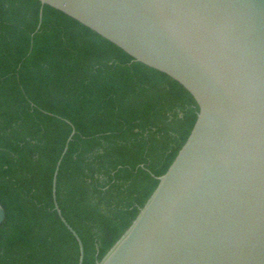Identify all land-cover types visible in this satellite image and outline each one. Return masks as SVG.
Wrapping results in <instances>:
<instances>
[{
	"label": "trees",
	"instance_id": "16d2710c",
	"mask_svg": "<svg viewBox=\"0 0 264 264\" xmlns=\"http://www.w3.org/2000/svg\"><path fill=\"white\" fill-rule=\"evenodd\" d=\"M42 19H40V12ZM41 21V24H40ZM193 96L39 0H0V264H98L197 121Z\"/></svg>",
	"mask_w": 264,
	"mask_h": 264
},
{
	"label": "water",
	"instance_id": "95a60500",
	"mask_svg": "<svg viewBox=\"0 0 264 264\" xmlns=\"http://www.w3.org/2000/svg\"><path fill=\"white\" fill-rule=\"evenodd\" d=\"M39 1L168 75L199 107L175 161L98 264H264V0ZM74 135L53 200L83 264L57 202ZM6 218L0 203V228Z\"/></svg>",
	"mask_w": 264,
	"mask_h": 264
}]
</instances>
